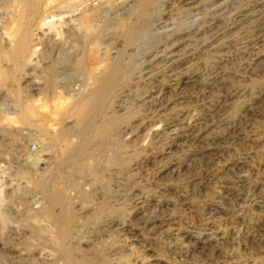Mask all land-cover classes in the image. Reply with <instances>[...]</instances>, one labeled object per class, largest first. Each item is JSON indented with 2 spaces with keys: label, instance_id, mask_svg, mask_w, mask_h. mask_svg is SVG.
<instances>
[{
  "label": "bare ground",
  "instance_id": "bare-ground-1",
  "mask_svg": "<svg viewBox=\"0 0 264 264\" xmlns=\"http://www.w3.org/2000/svg\"><path fill=\"white\" fill-rule=\"evenodd\" d=\"M226 1L227 0H0V94L4 93L3 95L13 99H10L11 102L13 101V103H11L13 106L0 107V148L3 152V148H6L5 151H9L7 148L8 146L9 148L10 146H15L16 148L17 143L19 144V142L21 143L22 141L20 150L23 151L26 161H28L27 163H29L30 166L28 168H18L17 170L19 171L18 176H20V178L21 176L25 177L28 181L34 178L36 180L38 175L40 179V177L44 175L45 170L39 174L35 171L38 169L37 165L41 160V153L45 150L52 153L55 157H58L63 152H67L65 157H67L71 163L69 169L62 173L57 172L58 181H56L57 184H54L52 188L48 189V187H46V189L40 187L42 188V192L39 191L44 197L45 202L38 206L39 211H33L34 215H32L31 212V215L24 214L23 217H18L16 215V217L8 214L9 212L6 213L4 207L0 210V253L4 256L3 259L0 260V264H22L24 261L26 264H127L129 262V259L126 260L125 258V261L120 259L123 256L122 254V256L120 255V257H117L114 256L117 252H110V250L108 252L105 250L103 244L106 239H102L104 242L102 243L103 247L100 249L93 248L94 240L99 236H97L91 228L94 225L93 223L91 227L88 226V218L92 214L93 218L96 217L95 219H98L97 222H94L98 223L102 220H100L102 217L101 214H107V212L103 213L104 210L108 209L107 211L109 212L111 210L112 212H116L118 209L117 205L119 204L114 202L111 203L108 199L106 200L110 202L101 201L100 199L99 201L97 200V203L92 202V199H88V196H90L89 194H92V192L79 189L81 188V184L76 181L77 179H75V176L89 175L91 179L94 180L97 174L99 175L98 170L95 168L96 163L104 161L108 165L115 166L112 172L120 173V175L122 173L126 176V179L134 178V172L132 171L136 168L137 164L135 162H129H131L130 157H133L136 150L131 147L125 149L127 141L126 139L124 140L123 137L126 135V129L119 128V125L117 127V121L121 117H119L117 111L122 108V103L124 104L125 102H122L123 97L130 94V87L137 84V82L141 81L140 79L143 78L142 80H148V83L149 81L155 83L150 90L148 89L149 91L144 90V92H146L145 94L143 93V99L148 97L146 101H148L149 105L156 112L164 109L169 101V94L176 91L181 84L193 80L196 75V73H188V70H184L187 73L180 72V69L185 66L184 59L179 56L177 51L173 50L171 44L167 45L168 40L181 33H187L188 35L195 34L196 36L200 28L194 29L192 24L195 22L203 23L207 14H212V16H209L212 18L210 23L205 27L203 26L204 29L200 32L203 33L211 29L223 19L224 14H222V7ZM165 2H170L175 5V13L171 17H164L161 15L166 12H163L164 6L166 5ZM201 3L205 4L203 7L204 9L200 8ZM206 7H208L209 10L206 9ZM155 10L158 12L157 15L154 16L153 12ZM249 17L253 18L251 22L256 23H253L255 27L254 32L257 34L256 36L260 38V42H264V12L259 9L257 12L250 13ZM184 20L191 24L185 26L188 31H182L184 27L182 29L180 27V24L183 22L186 23ZM142 27H145L147 32H151V29L155 30V36L163 38V40H161L162 43L160 42L161 45H157L154 49L150 48L144 53L141 52L143 48L142 50L139 48L141 50L140 53H142L141 60L138 61L139 63L137 62L138 64L136 65L131 61L134 66L139 68V74L137 72L138 75L132 76L131 70H128L129 66L127 67V64L122 61L121 57L124 53H127L128 50H132L133 52L130 46L136 43L135 35L138 29ZM117 39H121L120 41H122L123 44L121 45L122 48H119L120 46L117 48L115 45L113 47V40ZM184 40H188V37H185ZM184 40L182 42H184ZM71 41H73V45L72 43L71 45L67 44ZM212 47L215 52L222 53L220 51L223 49V44H212ZM72 58V65L76 68L74 69L76 71L77 69L78 71L81 69V79L80 77L78 78L80 79L79 83L75 80V84L62 80V78L59 77L60 71L57 68L58 63L67 65ZM224 58H219L216 63H220ZM91 59L97 61L95 67L90 65L89 60ZM159 59L164 60L163 68L156 70L157 60ZM131 68L133 69L134 67ZM263 93L264 89H262L259 94ZM259 94H257V97ZM5 104L3 103V105ZM62 118H70V122L67 123L68 120H66L67 124L61 125ZM196 119L197 118H191V116L189 118L184 111H178L168 116L165 121L162 120V123H157L154 127L153 135L165 138L162 152H166L172 145L181 146L186 144L189 147L191 145L194 147L197 146L200 141L199 137L201 131L199 130L200 128ZM25 125L35 127V130L42 133L43 138L39 139V136L37 137L34 133L24 132ZM28 130L29 129H27V131ZM30 139H34L32 149H29L26 145L27 140ZM130 141H128V144ZM141 143L139 146L142 148L144 144L143 142ZM192 154L194 153L186 155L183 159H176V161L173 162L169 161L170 163H167L168 165L164 164L163 169L170 168V164H173L172 170L178 171L186 157L188 158V156ZM0 155L2 154L0 153ZM7 155L8 154L4 157V162H6ZM149 156L151 159L156 157L154 154H150ZM180 157L182 156L180 155ZM64 160L67 161L66 158ZM6 163L8 164L9 162ZM3 167L6 168L5 165ZM4 168L0 166V181L1 178H3L1 172L3 171L4 173ZM100 169L102 168H99V170ZM11 172L12 171H10V173ZM43 177L42 179H44ZM63 177L69 178L70 181L73 182L71 183L72 185H69L77 190L78 199L81 200L77 208H74V205L71 203L68 194L69 190L66 189L67 186L65 187L63 184H60L61 182L58 183L60 181L59 179ZM72 178L73 181L71 180ZM44 180L46 181L47 179ZM42 181L43 180H40V183H42ZM241 182V186H245L247 183L244 177ZM2 184L4 185L5 181L4 183L0 182V205L3 204L2 202L4 200L8 198L11 199L10 196L15 193L13 190H5V186L3 188ZM45 184L47 185V183ZM253 184V190H249L251 192H246L242 188L233 189L236 187H230L231 185H222L221 188L217 189L216 193L221 200L233 198L234 204L232 205V211L238 212L236 215L240 216L242 215L241 211L245 209L252 211L258 207H264V192L262 191L260 195H256V193H254V187L257 186L255 182ZM82 186L84 185L82 184ZM22 193L24 194V192ZM131 195L133 212H140L141 209L147 208L146 210L149 216L148 218H144L141 227L150 231L156 226L166 225V235L168 236L170 245H175L176 249L179 247L178 249L186 253L210 245V243L216 240L219 231L222 230V232H224V229L220 228V230L215 227V217H213L214 213H219L224 210L221 208L222 206L219 207L221 202L218 205L215 201L218 206L213 204L209 206L205 212L206 215H201L202 217L200 216L201 218L198 222L193 223L188 221V223H186L174 212H167L165 214L158 212L160 210L159 205L164 204V200H156L153 196L138 193L136 191L132 192ZM32 196L34 197L35 195ZM33 200L31 201L33 202ZM181 201H183V198ZM73 202L75 201L73 200ZM122 203L123 205L125 204L124 202ZM24 208L22 207V209ZM55 208H58L59 211L56 212ZM18 211H20V209ZM260 211L261 210L258 211L257 209L258 213L256 214H260ZM26 212L28 213L29 211ZM36 212H41L42 216H45L48 220L45 223H38L41 221L36 223ZM23 213L20 212V215L22 216ZM39 214L37 215L41 216ZM232 215L233 214H231V217L234 216ZM245 215L247 216V214ZM29 216H31L32 219ZM28 217L33 220V222L27 221L25 224L24 221H26ZM243 217L245 216L243 215ZM107 218L106 216V219ZM110 218L111 217H109V219ZM249 218L246 219L249 220ZM255 219L254 230L264 234V216H259ZM112 220V223L121 225L120 228L117 227L119 231L125 234L128 233L127 238H135L134 236L136 234L133 231L134 226L132 227L129 222L125 221V219H116L114 217ZM20 221H23L24 225H22ZM195 221L196 220H194V222ZM14 222H17L16 225H12ZM125 234L124 237L126 238ZM222 236L221 234L220 237ZM18 237L21 238L22 241H26L25 247H18ZM110 242V244H112V240ZM124 256L128 255L124 254ZM257 263L264 264V257L262 256Z\"/></svg>",
  "mask_w": 264,
  "mask_h": 264
},
{
  "label": "rangeland",
  "instance_id": "rangeland-1",
  "mask_svg": "<svg viewBox=\"0 0 264 264\" xmlns=\"http://www.w3.org/2000/svg\"><path fill=\"white\" fill-rule=\"evenodd\" d=\"M165 3L166 5L164 6L163 12H166L161 15L164 17L173 16L175 13V5L170 2ZM224 3L225 6L223 5L222 7L225 10L222 9V14H224V16L222 15L223 19L211 29L204 31L203 33L200 32L210 23L212 18L209 17L212 16V14H207L203 23L195 22L192 24L194 29L198 27L200 28L198 29L199 33L196 36L195 34L188 35L187 33H181L168 40L167 45L171 44L173 50L177 51L179 56L184 59L185 66L180 69V72H192L196 73V75L193 80L181 84L176 91L169 94V101L164 109L156 112L149 105L148 101H146L148 97L143 99L145 92L148 89L150 90L155 84L152 81H149L148 83V80H142L143 78L140 79V83L137 82V84L130 87V94L123 97L122 102H125L124 104L122 103V108L117 111L119 117L121 116L117 121V127L119 125V128L126 129V135H124L127 138L124 135V137L122 136L124 140L126 139L127 141L125 149L131 147L136 150L133 157H130L131 162H129H135L137 164L136 168L132 171L134 172V178H127L130 179L127 180L126 176L122 173L120 175V173L112 172L114 171L115 166L108 165L104 161L96 163L95 168L98 170L99 175L97 174V177L94 180L91 179L89 175L75 176V179H77L76 181L81 184V188L79 189L92 192V194H89L90 196H88V199H92V202L97 203V200L99 201V199L105 202L110 200L111 203L114 202L120 205H117L118 207L116 206L120 211L118 209L116 212H112V210L109 212L107 211L108 209L104 210L103 213L107 212V214H101L103 218L101 217L100 220H102L98 223H95L98 219H95L96 217L93 218L92 214L88 218V226L91 227L93 224H96L91 228L94 230L95 234L99 236L94 240V249H100L104 245L105 250L108 252L109 250L110 252H117L116 255H114L117 257H120L122 254L123 256L121 255L122 258L120 259L124 261L125 258L126 260L129 259L128 263L130 264H258L259 262L257 263V261H259L262 256L264 257V234L260 232L258 233L254 230L255 218L264 216V207L255 208L256 210H252L253 212L245 209L241 211L242 215L237 216L236 214L238 212L236 213L232 211V205L234 204L233 198L221 200L216 193L217 189L221 188L222 185H231L230 187H236L233 189L242 188L246 192H251L253 190L254 182L257 186L254 187V193L260 195L262 191L264 192V93L259 94L260 91L264 89V42H260V38L256 36L257 34L254 32L255 27L253 25L255 22H251L253 21V18L249 17L250 13L257 12L259 9L264 12V0H227ZM200 5V8L202 9L205 4L201 3ZM206 9L209 10L208 7H206ZM157 12L158 11L155 10L153 15H157ZM185 22L186 23L183 22L180 24L181 29L184 27L182 31H188L185 26L191 25L189 22ZM152 30L153 29H151V32H147L145 27L139 28L135 35L136 43L130 46L132 47L133 52L132 50H128V54L124 53V56L122 55L121 57L122 61L127 64V67H130H128V70H131L132 76H136L137 72L139 74V68L134 65L139 63L138 61L141 60L142 53L150 48L154 49L157 45H161L162 43L161 40H163V38L155 36V30H153V32ZM185 37H188V40H184ZM120 40L121 39L113 40L114 43H116H113V47L115 45L117 48L119 46V48H122L121 45L123 44ZM183 40L184 42H182ZM71 43L73 45V41L67 44L71 45ZM217 43H220L221 45L223 44V49L220 51L223 54L225 53L224 55L221 53L223 56L219 52L213 50L212 44ZM139 48L141 50L143 48V50L141 51ZM140 51L142 53H140ZM219 58H224V60H221L220 63H216ZM157 61L156 70H160L163 68L164 60L159 59ZM89 62L93 67L97 65V61L94 59L89 60ZM72 64L73 58L70 63H67V65L64 63H58L57 68L60 71L59 77L69 83H79L81 79V69L79 68L80 71H78V69L76 71V68ZM131 67L134 68L132 69ZM184 70L188 71L185 72ZM79 77L80 79H78ZM75 80L77 81L75 82ZM144 90L146 91L144 92ZM3 94H0V97L2 98H0V101L2 100L0 102V107H10L11 103H13V101H10L12 98ZM257 94H259L258 97ZM3 96L6 100L3 99ZM3 103L7 104L3 105ZM11 106H13V104ZM178 111H184L189 118L190 116L191 118H197L196 120L198 121L200 128L199 130L201 131L199 137L200 141L195 147L192 145L189 147L186 144L181 146L172 145L166 152H162L165 138L154 136V127L157 123H162V120L165 121L168 116H171ZM66 120H68L67 123L70 122V118H62L61 125L67 124ZM24 127V132L34 133L37 137L39 136V139L43 138L42 133L35 130V127L28 125H25ZM27 129L29 130L27 131ZM33 141L34 139L27 140L26 145L29 149H32L34 145ZM128 141H130L129 144ZM140 141L144 144L142 147L143 150L139 146L141 143ZM21 143H17L18 146L16 145V148L15 146H10V148L8 146L7 148L9 151H5L6 148H3V152L0 148V153L2 154L0 155V166L1 168H4V165L6 167L4 168V173L3 171L1 172L3 178H1L0 182L4 183L5 181V184H2L3 188L5 186V190L15 191V193L12 194L13 196H10L11 199L8 198L2 202L3 204L1 205L3 206L0 205V210L4 207L6 213L9 212L8 214H11L12 216L17 215L18 217H23L24 214L31 215V212L32 215H34L33 213L35 211H39L38 206L45 202L44 197L41 194L42 188H52L54 184H57L56 181H58L57 172L62 173L71 166L70 161L65 157L67 152H63L58 157H55L52 153L45 150L41 153V160L38 163V169L35 172H38L37 174H39L45 170L44 177H42L47 180L45 181L42 177L39 179V175L36 177V180L34 178L30 181L22 176L20 178L17 169L28 168L30 166L29 163H27L28 161H26L23 151L20 150ZM5 153L8 154L6 156V162H9V165L4 162ZM190 153L194 154L189 155L188 158L186 157L178 171L172 170V167L174 166L173 164H170V168L163 169L164 164L168 165L167 163H170L169 161L173 162L176 161V159H183ZM150 154H154L156 157L151 159L149 156ZM180 155L182 157H180ZM65 158L68 162L64 160ZM99 168H102L100 169L102 173ZM10 171L12 172L10 173ZM243 177L247 182L245 186H241ZM63 178V180L59 179L60 181L58 183L61 182L60 184H63L65 187L67 186L66 189L69 190L68 194L71 203L74 205V208H77L81 201L78 199L77 190L73 188V186L71 187V183L73 182H71L69 178ZM96 179L99 180L97 181ZM40 180H43L42 183H40ZM71 180L73 181V178ZM45 183H47L48 186ZM100 183L103 185V188ZM82 184L86 187L82 186ZM135 191L153 196L156 200H164L165 203L159 205L160 210L158 212L161 214L174 212L178 217L180 216V219L183 222L186 223H188V221L193 223L198 222L202 216L206 215L205 212L209 206L212 204L218 206L221 202L219 207L222 206L221 208L224 210L219 213H214L213 217H215V227L217 229H224V232L220 229L221 231H219L215 241L210 243V245L197 248L194 251L186 253L183 250L178 249L179 247L176 249L175 245H170L169 243L170 241L166 235V225L156 226L150 231L141 227L144 218H148L149 215L146 210L147 208L141 209V211L139 210L140 212L132 211L131 193ZM22 192H24V194ZM20 194L22 197H19ZM30 195H35L34 197L36 200L32 196L33 200ZM36 195L39 196L37 197ZM182 198L183 201H181ZM31 200H33V202ZM73 200L75 202H73ZM118 200L121 203L124 202V205L126 206H124L123 203L121 205ZM22 207L25 208L22 209ZM16 208L18 210L20 209V211ZM257 209L258 211L261 210L259 212L260 214H256L258 213ZM24 210L29 211L30 213H27ZM55 211L58 212L59 209L55 208ZM20 212H24L22 216L20 215ZM36 213H40L39 215L41 216H38ZM36 213V223L38 221H41L38 223H45L48 220L45 216H42L41 212ZM231 214L234 216L232 215L233 217H231ZM245 214H247V216ZM243 215L245 217H243ZM106 216L108 217L107 219ZM29 217L31 218V216ZM109 217L111 218L109 219ZM113 217L116 219H125V221L129 222L132 227L134 226L133 231L136 234H134L135 238H127L128 233L125 234L124 232L119 231L118 229L121 225L112 223ZM28 218L24 221L25 224L27 221L33 222V220H31L32 218ZM246 218H249V220ZM193 219L196 221L194 222ZM20 222L24 225L23 221ZM16 223L17 222H14L12 225H16ZM100 225L103 226L101 227ZM96 227L101 231H98ZM124 234L126 235V238L124 237ZM221 234L223 235L222 237H220ZM17 239L19 242V248L26 246V241H22L19 237ZM102 239H106L104 241L105 243ZM111 240L112 244H110ZM102 243L104 244L102 245ZM124 254H127L128 256H124ZM3 257L4 256L0 253V260H2ZM22 264H26V262L24 261Z\"/></svg>",
  "mask_w": 264,
  "mask_h": 264
}]
</instances>
